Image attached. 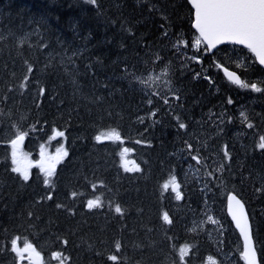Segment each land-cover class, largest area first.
Instances as JSON below:
<instances>
[{
  "label": "trees",
  "instance_id": "trees-1",
  "mask_svg": "<svg viewBox=\"0 0 264 264\" xmlns=\"http://www.w3.org/2000/svg\"><path fill=\"white\" fill-rule=\"evenodd\" d=\"M193 22L186 0H0V264H18L14 239L48 264L53 251L65 264H244L231 193L247 207L264 264V70L238 47L211 55ZM222 67L249 87L227 82ZM21 132L28 182L12 171ZM61 147L47 187L39 156ZM173 176L180 200L163 188ZM91 183L104 208L87 210Z\"/></svg>",
  "mask_w": 264,
  "mask_h": 264
},
{
  "label": "snow or ice",
  "instance_id": "snow-or-ice-1",
  "mask_svg": "<svg viewBox=\"0 0 264 264\" xmlns=\"http://www.w3.org/2000/svg\"><path fill=\"white\" fill-rule=\"evenodd\" d=\"M90 4H96L97 0H87ZM188 3L191 5V9H194V25L193 27L199 33V39L197 40V44L204 43L207 45L209 49L216 48L219 44H232V45H242L244 48L248 49L259 61L260 66H264V0H188ZM73 55H77V53H73ZM27 71L31 73L33 71L32 67L29 66ZM228 79L232 84L238 86L241 89H247L249 86L247 83L243 82L242 79L234 74L233 72L227 73ZM27 79V77H25ZM24 87V84H21V88ZM251 88L255 92H260L261 89L256 86V84H252ZM43 89L40 90V94L43 95ZM175 94V92H173ZM179 99V96H176ZM164 103H168L167 98H165ZM228 103H233L232 99L229 98ZM241 116L247 120V116L242 112ZM252 127L251 124L248 125ZM180 129H185L186 125L183 122L179 123ZM26 133L21 132L19 135L15 137V139L11 140V146L13 148L12 157L13 162L17 165L12 168V171L20 174V179L24 182H28L30 179L29 172L27 168H24L20 165V161L17 158V150L19 148L20 143L25 139ZM58 136H63V132H58ZM110 137H115L116 140H120L119 133L113 131L109 133ZM96 139L99 141L100 137L97 136ZM260 144L258 145L260 148L264 149V136L260 138ZM189 150L192 149V145H187ZM124 152L127 153L128 149L125 148ZM66 156L67 153L65 152ZM191 155V153H190ZM225 157H229V153L227 151L224 152ZM230 158V157H229ZM191 161H195L196 164L201 163V158L199 157V150L197 149V154L191 155ZM39 167L44 173L43 184L47 187H51L54 183L53 176L55 175V163L49 162L45 164L43 161L36 165ZM189 168H192L193 165L189 162ZM225 167L224 164L219 165V169L223 170ZM132 169H128L125 167V171H131ZM135 171L139 172L141 169L137 167ZM213 173H209L212 175ZM173 186L172 190L176 193V199H182L181 193L178 190L179 185L175 176H173L169 182L163 185L164 189H168ZM90 189L94 196L92 198H87L86 200V208L87 210L100 209L104 208L105 205L102 202L101 195L96 194L97 184L91 183ZM99 187L105 188V182L100 181ZM111 191V189H108ZM77 196V193L73 191L70 194V198L74 199ZM47 200H52L53 195L51 191L46 196ZM235 202V206L232 209V217L236 221V226L239 228L241 235L243 236L245 242L244 248V259L247 261V264H257L256 260V252L252 247V236L250 232V224L249 218L244 212V206L241 204L239 200L236 199L235 196L230 198ZM57 208L64 207L62 204L57 203ZM108 207L112 209V202H109ZM71 214L75 215V212L71 209H68ZM114 213L118 214L121 217H124L125 211L124 207L121 206L119 202H116L114 205ZM31 216V213H29ZM162 220L168 225H172L173 220L170 218L169 213L165 211L162 214ZM61 243L63 245H67V240H62ZM122 242L120 240H116L114 242V252L120 253L122 251ZM11 251L16 254L17 257L21 261L25 259L24 253H34L36 260H40V254L36 252L35 248L31 243L25 244L24 249L21 250L17 247V241L14 239L11 243ZM183 252L181 250V260L183 259ZM52 260L58 262V264H65V261L68 259L67 256L64 255L62 251H53L51 254ZM30 264H36L33 261V257L30 255L28 257ZM108 261L116 262L118 260V256L116 254H109L107 256Z\"/></svg>",
  "mask_w": 264,
  "mask_h": 264
},
{
  "label": "water",
  "instance_id": "water-1",
  "mask_svg": "<svg viewBox=\"0 0 264 264\" xmlns=\"http://www.w3.org/2000/svg\"><path fill=\"white\" fill-rule=\"evenodd\" d=\"M188 1V0H187ZM190 5V4H189ZM191 6V5H190ZM193 11H194V9H192ZM195 22V21H194ZM194 28V27H193ZM194 30H195V32L198 34V36H199V33L196 31V29L194 28ZM206 45V44H205ZM228 45H232V44H228V43H226V44H219V45H217L216 46V48H213V49H209L208 47H207V45H206V47L209 49V51L211 52V53H214L215 51H217L219 48H221V47H224V46H228ZM235 46H239V47H242V48H244V46H242V45H235ZM246 49V48H245ZM254 55V54H253ZM254 57H255V55H254ZM256 58V57H255ZM256 61H257V63H258V65H259V61H258V59L256 58ZM260 66V65H259ZM262 69H264V66H260ZM223 72H224V75H225V77L228 79V76H227V73L229 72V71H227V70H223ZM229 80V79H228ZM230 81V80H229ZM231 82V81H230ZM24 142V140L20 143V145H19V148H21L22 147V143ZM233 196H235L236 197V199L237 200H239L240 202H241V204L244 206V212H245V214L248 216V218H249V215H248V212H247V209H246V207H245V205H244V203L236 196V195H234V194H231L229 197H228V200H227V214H228V217L230 218V220H231V222H232V224H233V226H234V228H235V230L237 231V233L239 234V236H240V238H241V241H242V245H243V258H244V248H245V242H244V239H243V236L241 235V233H240V230H239V228H237V226H236V221L233 219V217H232V209H233V207L235 206V202L234 201H232L230 198L231 197H233ZM249 224H250V232H251V236H252V247H253V250L256 252V250H255V242H254V239H253V232H252V227H251V222H250V218H249ZM256 260H257V264H259V260H258V254H257V252H256ZM245 263L247 264V261L245 260Z\"/></svg>",
  "mask_w": 264,
  "mask_h": 264
},
{
  "label": "rangeland",
  "instance_id": "rangeland-1",
  "mask_svg": "<svg viewBox=\"0 0 264 264\" xmlns=\"http://www.w3.org/2000/svg\"><path fill=\"white\" fill-rule=\"evenodd\" d=\"M61 150V151H60ZM63 151V147H61L58 151L55 152H51V154L49 155H41L39 156L40 159V163L43 161L45 164L49 163V162H57V156H59L61 154V152ZM17 158L20 161V165L24 168L29 167L32 162L29 158V156L25 155V153H23V151H17ZM58 153V155H57ZM60 153V154H59ZM16 165V164H15ZM17 166V165H16Z\"/></svg>",
  "mask_w": 264,
  "mask_h": 264
},
{
  "label": "flooded vegetation",
  "instance_id": "flooded-vegetation-1",
  "mask_svg": "<svg viewBox=\"0 0 264 264\" xmlns=\"http://www.w3.org/2000/svg\"><path fill=\"white\" fill-rule=\"evenodd\" d=\"M24 256H25V259H24L23 261H21V260L19 259V257H17L16 254H15L16 261H17L18 264H19V263H22V264H29V262H30L29 259H28V257L30 256L29 252H25V253H24ZM39 262H42V261L40 260ZM38 264H40V263H38Z\"/></svg>",
  "mask_w": 264,
  "mask_h": 264
},
{
  "label": "bare ground",
  "instance_id": "bare-ground-1",
  "mask_svg": "<svg viewBox=\"0 0 264 264\" xmlns=\"http://www.w3.org/2000/svg\"><path fill=\"white\" fill-rule=\"evenodd\" d=\"M60 144V143H59ZM52 149V148H51ZM55 149V148H54ZM61 151V150H60ZM60 154V153H59ZM42 155V154H41ZM57 155H58V153H57ZM58 158V157H57ZM229 158V157H228ZM1 166V165H0ZM31 167V166H30ZM4 168V167H3ZM28 168V167H27ZM32 168V167H31ZM30 171V170H29ZM4 175V174H3ZM6 175V174H5ZM252 232H253V228H252ZM140 244V243H139ZM138 244V245H139ZM255 250H256V252L258 253V249H257V246L255 247Z\"/></svg>",
  "mask_w": 264,
  "mask_h": 264
}]
</instances>
